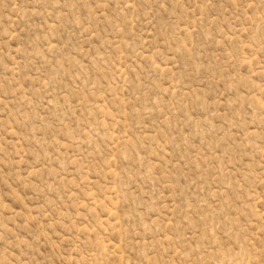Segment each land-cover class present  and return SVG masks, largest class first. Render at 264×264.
Segmentation results:
<instances>
[{
	"label": "rangeland",
	"instance_id": "374dc122",
	"mask_svg": "<svg viewBox=\"0 0 264 264\" xmlns=\"http://www.w3.org/2000/svg\"><path fill=\"white\" fill-rule=\"evenodd\" d=\"M0 264H264V0H0Z\"/></svg>",
	"mask_w": 264,
	"mask_h": 264
}]
</instances>
